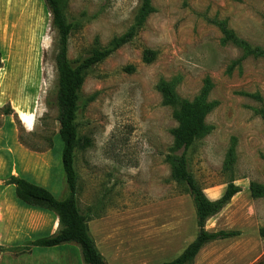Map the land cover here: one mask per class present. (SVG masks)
<instances>
[{"label": "rangeland", "instance_id": "374dc122", "mask_svg": "<svg viewBox=\"0 0 264 264\" xmlns=\"http://www.w3.org/2000/svg\"><path fill=\"white\" fill-rule=\"evenodd\" d=\"M152 2L156 12L136 38L87 71L78 113L84 144L76 154L79 207L84 214L91 208L93 216L116 217L119 226H128L129 242L140 237L139 230L154 238L156 231L168 234L178 224L191 238L193 231L198 234L193 200L166 162L178 123L156 86L162 78L180 77L177 92L192 101L209 78L210 99L218 106L206 122L214 130L195 143L189 166L206 193L215 188L222 194L227 182L237 179L242 192L209 227L243 234L208 244L195 264H264V197L255 199L250 192L252 182L264 185V120L257 113L264 106V59L250 57L228 73L242 51L223 44L211 22L227 20L239 37L264 48V0ZM139 7L140 0H68L66 16L76 23L69 59L76 63L124 34ZM52 19L45 0H0V127L8 134L12 120L28 147L52 148L49 190L66 199L70 189L57 104L59 35ZM146 49L157 53L151 63L144 61ZM233 139L237 160L228 172L224 163ZM4 145L6 139L0 153ZM78 249L72 256L82 262Z\"/></svg>", "mask_w": 264, "mask_h": 264}, {"label": "trees", "instance_id": "16d2710c", "mask_svg": "<svg viewBox=\"0 0 264 264\" xmlns=\"http://www.w3.org/2000/svg\"><path fill=\"white\" fill-rule=\"evenodd\" d=\"M46 6L52 14V24L56 28L58 40V54L56 56V68L58 71L57 104L59 106V135L64 147L62 162L66 176V182L70 189V195L63 200L57 199L49 190L35 185L20 177L12 176L8 184L16 186V194L19 199L28 205L40 207L55 213L58 216L59 228L53 235L35 240L30 243L36 247H56L73 243L80 247L84 264H109L99 251L95 239L89 229L92 220V209L82 213L79 207V173L76 168L77 150L83 148L78 125V113L80 109L81 89L85 82L87 71L105 61L119 48L133 41L145 26L148 18L156 12L152 0H140V7L135 15L132 26L121 36L114 37L104 47H96L92 52L76 63L68 57L69 40L76 28L75 21H69L65 9L68 0H45ZM222 33V43L230 44L242 51V56L233 61L228 69L232 73L237 66H241L246 59H264V48L254 46L247 40L239 37L230 28L227 20L214 19L211 21ZM157 53L146 49L144 61L151 63ZM0 54V68L2 67ZM131 70H133L131 68ZM180 77L172 80L160 79L156 89L162 96L163 104L173 108V116L178 126L172 130L174 144L171 153L166 156V162L170 164L172 178L185 188V194L191 196L196 211L198 234L196 239L176 259L163 264H195L197 255L208 244L234 238L242 235V231L220 230L210 232L206 229L207 222L219 214L242 191L235 184V177L227 182L224 194L217 200L207 197L200 183L190 170V153L195 143L212 133L214 127L207 124V116L218 106L217 101L210 99L214 89L211 79L205 80L204 87L194 100H186L177 92ZM262 101L260 95L247 94ZM264 120V106L257 110ZM87 143L89 142L86 139ZM237 160L236 140L232 144L226 156L224 169L233 172ZM251 196L255 199L264 197V185L252 182L250 184Z\"/></svg>", "mask_w": 264, "mask_h": 264}, {"label": "crops", "instance_id": "0c3cea01", "mask_svg": "<svg viewBox=\"0 0 264 264\" xmlns=\"http://www.w3.org/2000/svg\"><path fill=\"white\" fill-rule=\"evenodd\" d=\"M9 124L11 129L8 134L4 126L0 127V144L4 139L8 144L7 147L3 146V153H0V264H84L83 259L81 262L72 256L75 250L79 252L76 244L69 243L51 248L30 245L35 240L57 232L58 216L49 210L23 202L17 197L16 186L8 184V179L12 176L20 177L49 190L53 183L52 148L31 149L21 141L16 123L11 120ZM236 181L235 184L238 185ZM205 194L209 199L217 200L224 192L221 194L212 188ZM219 214L207 222L208 231H220L218 227H209V222L215 220ZM114 218L116 217L111 215H96L89 222L96 245L109 264H163L169 258H178L197 237L193 231L191 238V232L182 230L178 224L176 229L168 234L164 229L156 231L154 238L139 230L140 237L129 242L128 226H119L120 222ZM132 232L138 234L137 231Z\"/></svg>", "mask_w": 264, "mask_h": 264}]
</instances>
